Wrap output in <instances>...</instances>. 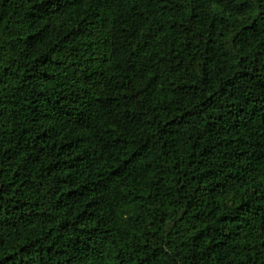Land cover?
I'll return each instance as SVG.
<instances>
[{
  "label": "trees",
  "instance_id": "16d2710c",
  "mask_svg": "<svg viewBox=\"0 0 264 264\" xmlns=\"http://www.w3.org/2000/svg\"><path fill=\"white\" fill-rule=\"evenodd\" d=\"M0 264H264V0H0Z\"/></svg>",
  "mask_w": 264,
  "mask_h": 264
}]
</instances>
